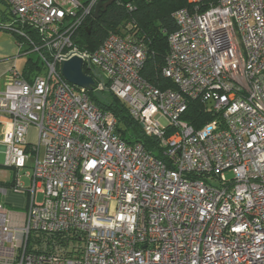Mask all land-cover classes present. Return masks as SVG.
I'll return each mask as SVG.
<instances>
[{"label":"built area","instance_id":"2783aa9c","mask_svg":"<svg viewBox=\"0 0 264 264\" xmlns=\"http://www.w3.org/2000/svg\"><path fill=\"white\" fill-rule=\"evenodd\" d=\"M2 1L0 31L44 73L13 66L0 91V148L15 172L0 186V264H264V0H188L160 70L166 89L142 77L147 52L129 33L76 46L102 0ZM73 58L166 161L124 142L64 79ZM191 101L218 118L195 129ZM8 192L28 196L24 214L4 206Z\"/></svg>","mask_w":264,"mask_h":264},{"label":"trees","instance_id":"16d2710c","mask_svg":"<svg viewBox=\"0 0 264 264\" xmlns=\"http://www.w3.org/2000/svg\"><path fill=\"white\" fill-rule=\"evenodd\" d=\"M182 9H191L188 0H133L129 5L116 0L106 11L100 13L98 19L93 17L88 20L80 30L75 44L81 50L93 52L109 35L124 36L129 33L145 47L147 52L142 77L156 87L175 88L171 81L161 76L160 70L168 56L169 35L178 29L174 14ZM90 24L91 29L88 32L86 29ZM15 40L18 42L16 37ZM43 70L38 58L30 57L25 64L23 74L29 80L32 73H41ZM104 92L109 95L105 101L96 97V90L88 91L87 94L96 108L115 118L116 135L128 145L140 144L149 154L166 161L158 141L146 135L140 123L131 115L128 105L109 91L98 93L102 95ZM217 118L218 115L209 112L200 101L189 102L188 111L184 116V120L197 130Z\"/></svg>","mask_w":264,"mask_h":264},{"label":"crops","instance_id":"0c3cea01","mask_svg":"<svg viewBox=\"0 0 264 264\" xmlns=\"http://www.w3.org/2000/svg\"><path fill=\"white\" fill-rule=\"evenodd\" d=\"M18 52H19V48L15 40V37L9 33L0 31V76H2V79L0 81V91L3 90L4 88V82L6 81V76L9 73L10 69L13 66H16V67L19 66L20 58H16L18 55ZM31 129L29 130V142H31L30 141L31 132L34 131L35 136L37 138V130L36 129L31 130ZM1 133L2 131L0 128V135ZM0 151H2L1 148H0ZM0 174H8V173H6L5 171H0ZM13 179L14 177L10 175L9 177H7L5 181H1L0 185H6L7 188H9L12 185ZM10 199L11 201L18 200V199L23 200V201L27 200V203H28L27 195H24V197H22L21 195L16 196L13 193L8 192L4 197H2L4 206L8 205V206L15 208V206H12Z\"/></svg>","mask_w":264,"mask_h":264},{"label":"water","instance_id":"95a60500","mask_svg":"<svg viewBox=\"0 0 264 264\" xmlns=\"http://www.w3.org/2000/svg\"><path fill=\"white\" fill-rule=\"evenodd\" d=\"M116 0H102L98 3L94 18L98 19L101 12L107 10ZM124 4L129 5L133 0H121ZM91 29V24L87 27L89 32ZM61 74L64 79L73 86L86 89L89 92H92L96 86V83L93 78H90L85 75L83 72V61L79 58H73L69 61L62 63Z\"/></svg>","mask_w":264,"mask_h":264},{"label":"rangeland","instance_id":"374dc122","mask_svg":"<svg viewBox=\"0 0 264 264\" xmlns=\"http://www.w3.org/2000/svg\"><path fill=\"white\" fill-rule=\"evenodd\" d=\"M0 9L1 10H6V6H5V3L2 1V0H0ZM32 58H36L34 55L33 56H31ZM29 58H27V57H20V61H19V66H17V69L20 71V72H23L24 71V67H25V64H26V62H27V60H28ZM43 73H44V71H43ZM100 74L101 75H103L101 72H100ZM108 93L107 92H104L102 95H100L98 92H97V96L96 97H98V98H100V99H102V100H106V98H108ZM32 129L31 130H34V129H36L35 127H31ZM37 130V129H36ZM36 136H35V133H34V131L33 132H31V137H30V141H31V143H35L36 142ZM42 153V152H41ZM4 163H5V154L2 152V151H0V171H5L6 173H8V174H0V182L1 181H5L6 179H7V177H9L10 175L12 176V177H14V172L11 170V169H7V168H5L4 167ZM30 165H32V162L30 163V162H28L27 163V168L26 169H24L22 172H21V175L23 176V182L25 183V185H26V188H29L30 187V180L28 179V178H26V177H24V175L26 174V173H32V167L30 166ZM228 177H231V174L230 173H227L226 174ZM15 195V194H14ZM16 196H18V195H16ZM22 197H24V195H21ZM2 197V196H1ZM4 197V196H3ZM20 197V196H19ZM6 199V198H5ZM10 201H11V199H10ZM3 202V201H2ZM37 202L38 203H42L43 202V195L42 194H38L37 195ZM11 204H12V206H15V208L14 207H11V206H8V205H6L5 207L8 209V210H11V211H15V212H19V213H21V214H24L25 213V211H26V205H27V200H20V199H18V200H12L11 201Z\"/></svg>","mask_w":264,"mask_h":264}]
</instances>
